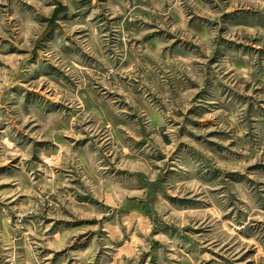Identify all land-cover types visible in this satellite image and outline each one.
Masks as SVG:
<instances>
[{
  "label": "rangeland",
  "instance_id": "rangeland-1",
  "mask_svg": "<svg viewBox=\"0 0 264 264\" xmlns=\"http://www.w3.org/2000/svg\"><path fill=\"white\" fill-rule=\"evenodd\" d=\"M0 0V264H264V0Z\"/></svg>",
  "mask_w": 264,
  "mask_h": 264
},
{
  "label": "water",
  "instance_id": "water-1",
  "mask_svg": "<svg viewBox=\"0 0 264 264\" xmlns=\"http://www.w3.org/2000/svg\"><path fill=\"white\" fill-rule=\"evenodd\" d=\"M52 1L56 6V14L52 18L48 19V26H47L46 30L44 31V33L38 38L37 46L39 45L40 41L42 39H44L49 34V32H51L53 27H58V28L62 29L61 24H59L56 21L57 13L61 12L62 14L65 15L68 12V8L66 6H64L60 0H52Z\"/></svg>",
  "mask_w": 264,
  "mask_h": 264
},
{
  "label": "bare ground",
  "instance_id": "bare-ground-1",
  "mask_svg": "<svg viewBox=\"0 0 264 264\" xmlns=\"http://www.w3.org/2000/svg\"><path fill=\"white\" fill-rule=\"evenodd\" d=\"M55 6V5H54ZM56 7V6H55Z\"/></svg>",
  "mask_w": 264,
  "mask_h": 264
}]
</instances>
